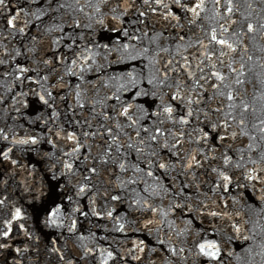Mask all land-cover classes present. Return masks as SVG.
Listing matches in <instances>:
<instances>
[{
	"label": "snow or ice",
	"instance_id": "6c2138e0",
	"mask_svg": "<svg viewBox=\"0 0 264 264\" xmlns=\"http://www.w3.org/2000/svg\"><path fill=\"white\" fill-rule=\"evenodd\" d=\"M29 3L36 8V11L31 13L36 21L43 23L45 22L43 18L47 17L48 22H50V26L45 31H59L63 33V36L53 40V43L58 45L62 51L58 52L53 49L52 57L41 61L47 68V74L41 75L39 70L31 69L35 72L36 79H33L32 76H25L24 80L40 84L41 81L47 82L49 76L53 74L62 80L63 76L59 75V70L60 66H64L66 74L76 77L78 81L90 84V90L97 95L101 88L108 89L103 98V110L94 118H98L99 128L106 134L102 135V139L105 141L107 149L115 148L114 166L121 173L146 174L148 177H153L155 171L159 172L161 177L167 178L168 183L160 185L162 191L145 187L143 192L147 195L143 198L142 203L141 200H131L128 205L129 214L136 211L160 212L159 207H153L148 202V198L158 197L161 200L168 199L169 211L179 212L181 216L207 215L217 218L223 215L231 219L232 214L227 211L228 204H223L221 211L205 212L208 204L201 197L210 199L208 194L218 190L225 193L230 192L234 179L237 188L247 190L249 183H251L254 191L257 184L264 189V104H261L259 109L254 106L256 102L264 100V93H261L260 96L253 95L250 101L247 98L246 89L243 92L240 89L234 92L229 84H225L228 77L215 70L216 64L212 63L213 57L217 55L215 46L219 45L220 49H227L229 52L235 53L238 50L236 44L239 43V40L234 43L230 39L224 38V34L229 31L224 24L218 25L221 29L219 34L215 27H205L206 21L216 19L225 20V23L231 25L237 24L238 21L232 19V15L239 12L240 5L235 4L234 0H226L223 12L220 11L221 0H212L214 8L212 16L207 14L206 0H171V4L164 3V0H142V4L149 6L153 13L158 11L157 8H151L153 3L164 9L162 18L175 30L171 34V39L177 43L178 47L179 42L185 41V37L193 31V28H200L205 32L207 44L197 38L195 44L189 43L185 48L187 50L198 45L199 48L203 49L198 56L194 55L192 60L187 55L180 59H176V56L164 59L161 54L168 53L170 50L159 43L161 33L149 36L147 31L138 27V25L147 27L145 20L141 19L147 15L145 11L136 9L138 13L136 19L129 18L127 20L128 26H124L123 18L127 16L129 9L135 6V0L131 4L128 3V0H29ZM7 7V0H0V11ZM248 7L251 8V4H248ZM173 9L175 10L173 11ZM19 15L20 13L17 12L8 18L6 27L15 28ZM250 15V13L247 16L241 13V20L243 21L240 24L241 32L238 33L233 30V36L239 37L245 26L247 33H253L257 30L253 23L247 22ZM105 19L118 20L121 23L119 28L110 26L105 29L116 33L114 42L101 43L95 36L93 25L99 24L103 28ZM186 25L188 31L184 32ZM259 28L264 29V24H260ZM18 31L23 33L24 28L21 27ZM145 37L148 39L147 44L144 43L143 38ZM189 39H191L190 36ZM61 40H64L65 43L61 44ZM243 51L247 53V48L244 47ZM225 54L224 51H219L220 57ZM176 55H179V51ZM98 59L102 61L99 64H97ZM247 59L251 60L252 57L248 56ZM218 62L221 65L224 64L222 59ZM3 63L4 61L0 60V65ZM121 63H124L125 66L123 72L107 75L109 67ZM93 65L97 66L93 68ZM244 66L241 63L240 69H237L231 63L227 65L229 71L235 74L233 83L238 86L245 84V80L241 79L245 75L242 71ZM206 68L208 69L207 72L205 71ZM18 70L21 73L30 71L26 67L19 66ZM77 71L79 72L78 76ZM86 71L92 72L95 79L86 80L84 75ZM105 76L107 79L104 78ZM252 76L253 79L249 80L248 83L253 84V87L256 83H264V80L260 78V73H253ZM16 79H20V77H16ZM213 79L219 83L209 84V81ZM205 84H209V87L216 91L212 95H208ZM221 85L229 89L227 93L219 91ZM50 86L56 87L55 84ZM75 87L82 89L80 83H76ZM41 88L43 94L36 92L35 89L30 91L47 108L53 107L57 97L63 99L60 93L54 97L52 92L44 88L43 85ZM19 95L27 97L29 93L21 92ZM80 95L81 92L77 91L76 96L79 98ZM193 96L196 99H193ZM165 97H167V102H165ZM218 97L220 98L219 102L215 107H212L213 102L217 101ZM13 99L15 98L13 97ZM107 101H112V103L108 104ZM2 102L3 98H0V103ZM15 103L21 104L24 108L28 107L26 99L15 101ZM100 103L99 99L95 100L91 104V110L95 112L96 105ZM78 106L81 109L85 107L83 103H79ZM14 110L20 112V108ZM166 124L169 126L165 127ZM186 127H191L192 131H187ZM48 131L51 132V129ZM90 134L95 135L97 133L87 131L81 133L84 137H88ZM14 135L15 133H13ZM55 135L59 138L60 132L57 131ZM65 136L69 141H76L72 152H78L81 145L75 129L70 132L65 131ZM120 136L126 138L124 143L119 142L118 137ZM109 138L111 143L108 142ZM41 139L43 138L30 134L26 138H13L10 142L12 145L35 146L41 142ZM0 140H10L9 132L5 131L4 127H0ZM46 142L53 144L50 139ZM185 143L194 144L195 147L185 148ZM12 151V147L0 149V157L5 161L10 160L9 154ZM36 152L39 154V149H36ZM72 152H65L64 155L69 156ZM45 155H50V153H45ZM105 155H110L109 151L106 150ZM11 163L16 165L18 160L11 159ZM57 163H63V167L69 172L73 169L72 163L61 161H57ZM199 169L205 170L203 175H215V179L210 181L211 186L204 188L203 191L201 190L202 185L209 182L198 179L197 170ZM89 171L96 173L97 169L92 167ZM52 178H57L55 172H52ZM83 179L87 182L90 177L84 176ZM137 183L138 180L132 179L131 176L127 181V184ZM124 184L125 182L121 181V185ZM58 187L63 189L65 186L60 184ZM87 190V183H83L76 195L84 194ZM66 198L69 202L73 201V197L70 195H67ZM110 198L113 201H122L123 199L120 195H112ZM8 199L7 196L0 198V215L7 211V215L10 217L2 221L0 250L12 249L19 254L22 249L19 247L13 249L9 243L12 238L11 224L13 221H20L25 217L20 207L13 205L14 211L10 208L6 209ZM38 199V197H33V201ZM259 199L264 202V196ZM193 201H195V206H193ZM62 203L63 198L61 203H56L54 199L51 201L41 200L33 211L38 220L43 214L42 222L45 227L59 228L63 226V221L57 222V218L61 216ZM94 203L95 201H93ZM244 207L249 218L252 214L259 215L264 212V204L259 209L250 203H245ZM72 211L80 212L81 215H88V212H82L79 208H73ZM90 211L95 216L101 215L95 208H91ZM161 214L167 215V213ZM234 214L237 218L242 215L240 210H235ZM105 215L112 217L113 212L108 211ZM151 223V220H147L144 227L148 228ZM191 223L192 219H189L188 224ZM231 226L236 232L240 231L238 219ZM75 227L76 221L73 220L67 231L73 233ZM124 227V224L121 223L116 230L123 231ZM17 231L23 232L27 239H32L31 233L24 223L18 224ZM184 231L190 230L185 229ZM177 235H181V233L177 232ZM207 235V230L197 231L187 249L183 246L177 248L171 244L164 247V241L158 240L161 245L159 251L170 254L177 260H186L187 257L183 254L187 251L189 253L195 252L198 257L203 259L204 264L221 262L222 250L219 242L214 236L207 238ZM80 239L83 237L81 236ZM56 242L55 239H52L49 241V245H55ZM183 243L188 244V241ZM133 247H138L140 252H144L145 241L140 240L139 245L134 244ZM32 250L36 252L34 264H41L38 243ZM45 250L59 252V249H49L47 245ZM23 251H29V247L25 246ZM152 251L158 250L153 248ZM84 252L89 255L92 250L85 248ZM132 252L133 249H129L131 259H141L140 256L133 255ZM100 255L101 264H108L109 260L113 261V264H121L126 260V257L120 255L119 251L116 250H101ZM59 258L64 259L63 255ZM161 258L167 259V256ZM149 264H153L150 258Z\"/></svg>",
	"mask_w": 264,
	"mask_h": 264
},
{
	"label": "water",
	"instance_id": "95a60500",
	"mask_svg": "<svg viewBox=\"0 0 264 264\" xmlns=\"http://www.w3.org/2000/svg\"><path fill=\"white\" fill-rule=\"evenodd\" d=\"M226 0H221L220 11H224V4ZM235 4L240 5L239 12H236L232 15V19L237 20V24L231 25L225 23V20H221V23L229 29L226 33L228 39L231 42H236L239 40V43L236 44L237 52L233 53L238 69H240V64L243 63L244 76L241 79L245 80L244 89L247 90V98L251 101L253 95L260 96L261 93H264V83H256L255 87L253 84L248 83L249 80L253 79V73H260L261 80H264V29L259 28L260 24H264V0H234ZM248 4H251V8L248 7ZM241 13L244 15H249V20L247 22L253 23L254 27L257 29L253 33H247L246 26L243 30V33L239 36H233L232 32H241L240 24L243 22L241 20ZM246 23V22H244ZM247 48V53L243 51V48ZM251 56L252 59L248 60L247 57ZM251 69V72H249ZM261 104H264V100L258 101L255 103L257 109L260 108Z\"/></svg>",
	"mask_w": 264,
	"mask_h": 264
}]
</instances>
